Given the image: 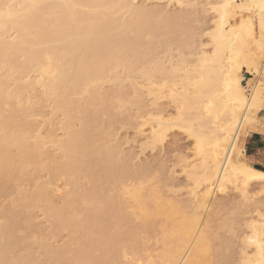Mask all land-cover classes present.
<instances>
[{
    "label": "bare ground",
    "instance_id": "obj_1",
    "mask_svg": "<svg viewBox=\"0 0 264 264\" xmlns=\"http://www.w3.org/2000/svg\"><path fill=\"white\" fill-rule=\"evenodd\" d=\"M157 1L163 3L159 6ZM225 2L0 0V4L16 5L17 13L11 21H0V197L6 191V184L7 192L9 188L19 189V197L13 198L11 209H2L0 201V260L34 261L30 253L20 252L23 242L20 241L22 238L15 236V231L18 219L23 220L20 217L23 211L27 207L39 206L30 197V190L37 187L38 181L42 188L50 183L53 196L62 194L60 205H66L58 214L52 209L46 213L54 221L53 228L57 232L66 231L71 239L70 243L57 247L44 239L42 245L52 259L122 260L123 249L112 243L113 237L134 238V242L138 238L141 245L146 240L144 250L152 253L147 259L158 264H193L194 261L199 264L201 260L215 256L213 253L206 257L194 250L191 237L196 226L191 213L179 215L163 205L157 206L148 200L147 195L144 204L137 202L134 197L139 181L133 179L128 184L118 178L120 164H123L122 169L127 168L136 158L125 154L121 149L123 143L117 144L114 132L103 129L107 122L113 124L116 118L114 109L109 104L107 108L98 106L93 111L90 106L99 98L110 101L130 87L125 85V75L118 71L109 75V72L121 67L126 71L138 65L151 79L149 84L145 76H139L145 88L167 83V91L155 97L162 109H169L163 100L174 108L170 97L175 90L182 102L186 100L196 114L205 117L204 126L221 142V157L233 155L230 145H235L237 140L226 141L228 136L238 137L244 147L246 136L240 131L245 126L243 118L258 122L264 111L261 103L264 99V52L259 46L260 10L255 8L251 13H243L244 21L254 20L255 40L246 39L244 42L237 38V21L241 13L236 11L227 21L228 27L223 33H216L215 40L204 35L211 30L210 26L201 25L203 33L200 37H206L202 42L196 38L195 29L201 28L202 19L197 17L202 18L203 10L180 7L182 4ZM234 2L258 5L260 0ZM233 28H237V32H233ZM189 48L192 50L187 51ZM10 66L17 71V77L12 79L1 72ZM31 72L37 73L35 85L25 78ZM247 74L253 78L244 83ZM107 77L117 87L106 91L102 97V86ZM37 83L46 91L48 100H52L53 109L64 115L55 123L62 135L52 127L47 133L43 132L38 142L35 133L40 129L31 123L30 118L38 113L41 115L38 109L37 113L33 111L39 104L29 108L24 106L25 89L28 92L29 86L33 84L35 87ZM155 91L159 93L161 90L157 87ZM81 93H88L86 102L92 104L82 105L83 99L77 97ZM241 100L245 103H238ZM205 108L212 113L211 118H207ZM30 112H33L32 116ZM105 114L109 117L103 121ZM144 138L143 148H149L147 138ZM224 148H227L226 152ZM32 168L45 170L51 181L48 178L42 180L44 175L35 176L31 173ZM9 175L13 179H9ZM84 178L86 184L82 181ZM25 180L28 181L26 184ZM84 185H87L85 190H81ZM255 185L259 182H252L250 187ZM110 192L114 195L111 193L113 196H110ZM219 196L213 192L208 198L202 196L201 200L215 201ZM145 208L151 212V220L145 214ZM227 254L225 248L224 255Z\"/></svg>",
    "mask_w": 264,
    "mask_h": 264
},
{
    "label": "snow or ice",
    "instance_id": "obj_2",
    "mask_svg": "<svg viewBox=\"0 0 264 264\" xmlns=\"http://www.w3.org/2000/svg\"><path fill=\"white\" fill-rule=\"evenodd\" d=\"M180 7L203 10L202 18L197 19H202L203 24L210 26L211 30L204 32V35L212 40L216 39L217 32L223 33L228 27L227 21L239 11L241 16L237 21V38L244 42L246 39L255 40V33L254 20L244 21L243 13H251L259 8V46L264 52V0H260L258 5L226 0L225 3L182 4ZM15 9L16 5L11 3L0 4V21L13 20L17 15ZM232 31L237 32V28ZM126 71L129 73L130 87L110 101L101 100L100 103L105 108L110 104L117 119L126 117L130 121L134 120L132 127L147 138L146 146L151 149L153 156L147 164L142 157L134 159L129 167L119 171L118 178L128 183L133 179L139 181L137 195L134 197L138 203L144 204V196L147 195L148 200L157 206L163 205L179 215L191 213L196 226L191 237L194 250L206 257L212 256L213 249L217 253L212 259L201 260L199 264H264V150L259 157L254 153L249 157L240 145L239 138L228 136L226 141L236 139L237 143L230 145L233 153L231 157H221V142L215 137V133L210 134V129L204 126L205 117L196 114L186 100L182 102L175 90L170 97L174 108L170 105L168 110L162 109L155 97L167 91V83L145 88L139 79V76H145L144 70L133 66ZM145 79L151 84L150 77L145 76ZM157 87L161 90L159 93L155 91ZM238 103L244 104L245 101ZM261 103L264 104V99ZM204 111L207 118H211L212 113L208 108ZM243 119L245 126L240 129L243 135L246 136L249 131L264 135V120L257 122L254 119L249 121L248 117ZM229 130L231 131V125ZM42 134L43 127L35 133L37 142ZM143 147L145 146L142 145V149ZM8 178L13 179L10 175ZM48 179L51 181V176ZM254 181H258L260 185L255 191L250 187ZM7 187L6 184L5 190ZM53 192L50 183L42 188L39 181L37 187L30 190L31 199L41 207L42 219L48 218V209L58 214L66 208V205L56 203ZM213 192L220 194L217 200L205 199L202 202V196L208 198ZM145 214L151 220L152 214L147 208ZM47 239L55 245L58 238L49 236ZM35 242L41 245L45 241L38 235ZM112 243L123 249L122 260L21 259L0 260V264H158L157 261L147 259L152 253L144 250L147 247L146 240L141 245L138 238L134 242V238L125 240L123 237H113ZM225 248L227 256L224 255ZM193 264L197 262L194 261Z\"/></svg>",
    "mask_w": 264,
    "mask_h": 264
},
{
    "label": "rangeland",
    "instance_id": "obj_3",
    "mask_svg": "<svg viewBox=\"0 0 264 264\" xmlns=\"http://www.w3.org/2000/svg\"><path fill=\"white\" fill-rule=\"evenodd\" d=\"M157 4H159V6L161 5V3H163V2H156ZM170 7H172L171 9H173L174 7L173 6H170ZM201 25L202 26H205V25H207V24H203V23H201L199 26L201 27ZM195 33H196V38L198 39V37H199V39L203 42H205L206 41V37L205 36H201L200 37V34H202L203 33V30H202V27L201 28H196L195 29ZM192 49L191 48H189V49H187V51H191ZM138 66V65H137ZM139 67V66H138ZM7 68H9V67H7ZM12 67L10 66V69H5V70H1V72L4 74V75H7V76H9L11 79L13 78V77H15L16 76V74H17V71L13 68V69H11ZM9 71V72H8ZM15 71H16V73H15ZM116 71H118L119 72V74H121V75H125L124 76V78L126 79V81H127V84H125L126 86H128L129 84H128V81L129 80H127V76H129L128 74L129 73H126L127 71H125V69L124 68H118V69H114L112 72H109V75L112 73H115ZM15 73V74H14ZM124 73V74H123ZM37 73H35L34 74V72L32 73H29V76L27 77V76H25V78H29V83L30 82H32V83H34L35 82V79L37 78V77H35V76H37L36 75ZM111 74V75H112ZM109 75H108V77H109ZM17 77V76H16ZM35 77V78H34ZM108 77H107V80L103 83V89H102V97H105L104 96V94H105V92L106 91H108V90H114L116 87H117V85H116V83L113 81V80H110V78L108 79ZM134 77H135V75H134ZM140 77H142V76H140ZM139 77V79L140 80H143L142 78H140ZM24 78V79H25ZM33 80L34 79V81H32L31 79ZM129 78V77H128ZM250 78H253V76L251 75V74H247L246 75V80L244 81V83H247V81L250 79ZM106 79V78H105ZM145 80V79H144ZM22 81V80H21ZM25 81V80H24ZM23 81V82H24ZM28 81V80H27ZM24 82L25 84H27L28 82ZM100 82V81H99ZM98 82V83H99ZM110 82V83H109ZM101 83V82H100ZM99 83V84H100ZM126 83V82H125ZM36 83H34V85H35ZM102 84V83H101ZM41 84H39L38 85V83H37V85L35 86V87H33V84H32V86L30 87L29 86V88L30 89H28L29 91L27 92V89H25L26 90V94H25V104H24V106L25 107H28L29 108V106H32V107H35V105H37V104H42V106L40 105V109H39V105H37L36 106V109L34 108L33 109V111L35 110V112L37 113V109H38V111H40V112H42V113H40L41 115H39V113H38V115H33L32 116V113L30 112V114H31V118H30V120L32 121L31 123H34L33 125H35V127H37V126H39L38 128L40 129L41 127H43V132H44V134L45 133H47V131H49L50 129L49 128H52V129H54L55 130V128L57 129L59 126L57 125V124H55L56 123V121H57V119L59 120L60 118L62 119V117H64V115H62L61 114V111L60 112H56V110H54L53 109V105H52V103L50 102V100L51 99H49L48 100V98L49 97H47L48 95H46V91L44 90V88L42 87V86H40ZM27 88V87H26ZM32 89V90H31ZM126 89V88H125ZM116 90V89H115ZM23 95H24V93H23ZM45 96V97H44ZM74 97L76 96V95H73ZM83 96V97H82ZM47 97V98H46ZM77 97H79V99L81 98V99H83V101H84V104L82 103V105H88V103H90V104H92L90 101H88V102H86V100L88 99L89 100V98H88V93H81V94H79ZM90 97V96H89ZM46 98V99H45ZM73 98V97H72ZM76 98V97H75ZM75 98H73V99H75ZM102 98H99L98 100H96V103H94L93 102V104L92 105H94V106H90V108L92 107V110L94 111L95 109L94 108H99V107H101V103H99V100H101ZM38 101V102H37ZM43 101V102H42ZM52 101V100H51ZM164 102H163V104L165 105V106H168V108H169V106H170V103L169 102H166L167 100H163ZM101 102V101H100ZM28 103V104H27ZM79 103H81V101L79 102ZM86 103V104H85ZM98 103V104H97ZM89 104V105H90ZM169 104V105H168ZM99 106V107H98ZM27 108V109H28ZM31 108V107H30ZM41 109H42V111H41ZM52 109L55 111V112H52ZM96 109V110H97ZM28 110H30V109H28ZM31 111H32V108H31ZM34 112V113H35ZM52 112V113H51ZM75 114H80V113H75ZM108 114H105V116L104 117H102L101 115H99L100 117H102V120L104 121V118H105V120H106V118L108 119V117L109 116H107ZM261 117L259 118V121L260 120H263V118H264V111L261 113ZM81 116V115H80ZM79 116V117H80ZM107 116V117H106ZM116 117V116H115ZM53 119V120H51V119ZM101 119V118H100ZM48 120H50V121H48ZM55 121V122H54ZM258 121V122H259ZM45 122V123H44ZM53 123V124H52ZM108 124H104L103 125V129H107L109 132H114V138L116 139V142H117V144H120L121 143V145H122V143H123V146L121 147V149L123 148L124 149V152H125V154L127 153L128 155L130 154V155H132L133 157L135 156V158L137 159V158H143V160L145 161V163H148L151 159H152V156H153V154H152V151H151V149L150 148H143L142 149V142H144L145 141V138H144V135L143 134H140V133H137V131L135 130V128L134 127H132V124L134 123V120L133 121H130L128 118H121V119H117V118H115L114 119V122H113V124H109V122H107ZM49 124V125H48ZM55 124V125H54ZM37 125V126H36ZM53 125V126H52ZM55 126V127H54ZM58 126V127H57ZM37 128V129H38ZM96 131V134H98L97 133V130H95ZM94 131V132H95ZM58 132V134H59V132H60V134L59 135H62V131H60L59 129H57V131H56V133ZM116 133V134H115ZM118 135V136H117ZM116 136H117V138H116ZM254 137H253V132L252 131H249V133L246 135V137H245V139H244V142H243V145H244V148H245V151L247 152V154H251V153H254L255 152V150L254 149H252L251 148V141H252V139H253ZM118 139V140H117ZM103 140V139H102ZM118 141H119V143H118ZM48 144H50V143H48ZM50 145H52V144H50ZM46 147H47V145H46ZM49 147V146H48ZM49 148H51V146L49 147ZM48 148V149H49ZM49 150H52V148L51 149H49ZM54 150V149H53ZM262 150H264V148L262 149ZM262 150H260L257 154H256V156L257 157H259V155H260V153H261V151ZM54 152H56V151H54ZM257 164L259 163V161L257 160V162H256ZM121 165V169L123 168V164H120ZM120 167V166H119ZM118 167V168H119ZM33 169V168H32ZM32 169H31V171H32ZM38 170L36 171L35 169H33L34 171H32L31 173H34L35 174V176L37 175H44L43 176V179L42 180H44V179H47L48 178V176H46L47 174L44 172L45 170H43V171H41L39 168H37ZM120 170V169H119ZM34 175H33V177H35ZM38 176V177H39ZM46 176V177H45ZM84 180H86L85 178L84 179H82V181L84 182V184H86L87 183V181L85 182ZM26 181V180H25ZM121 181V180H120ZM28 181H26L25 182V184L27 183ZM123 183H127V181L126 182H124V181H122ZM136 182V181H135ZM134 181H133V183H135ZM185 183H187V181L185 180L184 181ZM24 183V182H23ZM132 183V182H131ZM129 184V183H128ZM88 185H91L90 183H88ZM85 186H87V185H84V188L82 187L81 188V190H85ZM120 186V185H119ZM118 186V187H119ZM28 187V186H27ZM70 187V186H69ZM72 187V186H71ZM14 188V187H13ZM9 188L8 189V192H7V190L5 191V193H6V195H5V193H3V196L2 197H0L1 199H0V201H1V204H2V209L3 208H5L6 210H7V208H12L11 207V205H13V204H11V201L13 200V198H14V200L16 199V198H18L19 197V194H17L18 193V190L19 189H16V188ZM29 188H31V186H29ZM119 188H121V186L119 187ZM118 188V189H119ZM253 188V190L255 191L256 189L258 190V188H259V185H255V187H252ZM256 188V189H255ZM71 189V188H70ZM113 192V191H112ZM112 192H110V196H113L114 194L112 193ZM111 193L113 194V195H111ZM18 195V197H16ZM16 197V198H15ZM63 196H62V194H57V195H54V199H55V201H56V203L57 204H62V198ZM13 200V201H14ZM13 201H12V203H13ZM15 207V206H14ZM45 207H46V205H45ZM16 208V207H15ZM25 208V207H24ZM4 209V210H5ZM24 210V209H23ZM130 210V209H129ZM25 215V217L24 218H26V216H28L29 217V219H30V221H29V219L28 218H26L25 220H24V218L22 217V215ZM23 214L20 216L21 217V219H23V220H20V218L18 219L19 220V222H17L16 224H18V228H17V231H15V233H16V235L15 236H18V237H20V238H22V240L20 239V241H21V243L23 244L22 245V247H23V249L20 251L22 254H27V253H30L33 257H34V261H41V260H45V261H51V260H54V259H52L51 258V254H49L48 252H47V249L41 244V245H37L36 244V242H35V238L39 235V236H41V238L42 239H45L46 241L48 240L47 238L49 237V236H52V237H55V238H58L57 239V243L55 244V245H53V244H51L50 242V244L52 245V246H55V247H57V246H61L62 244H64V243H70L71 242V239H70V237H69V234L65 231H63V230H61V231H59V232H57L54 228H53V222H52V220H50L49 218H47V219H42L41 218V207L40 206H38V207H35V208H33V207H27L24 211H23ZM32 216V218H30ZM48 217V216H47ZM28 219V223H27V220ZM31 219H33V221L31 220ZM32 221V222H31ZM29 222H31V223H33L34 224V227H33V224H30ZM30 224V225H29ZM17 226V225H16ZM15 226V227H16ZM28 226H30V228L28 227ZM56 231V232H55ZM57 233V234H56ZM61 233V234H60ZM25 237V239H23ZM150 242V241H149ZM152 242V241H151ZM215 250V251H214ZM213 253H214V255H217V253H216V249H213Z\"/></svg>",
    "mask_w": 264,
    "mask_h": 264
},
{
    "label": "crops",
    "instance_id": "obj_4",
    "mask_svg": "<svg viewBox=\"0 0 264 264\" xmlns=\"http://www.w3.org/2000/svg\"><path fill=\"white\" fill-rule=\"evenodd\" d=\"M253 139L251 141V148L255 150L254 154L256 155L260 150L264 148V135H261L260 132H253ZM253 153L248 154L251 157Z\"/></svg>",
    "mask_w": 264,
    "mask_h": 264
}]
</instances>
